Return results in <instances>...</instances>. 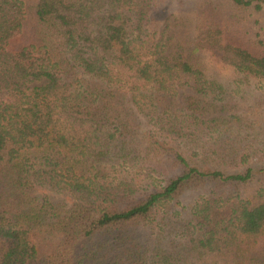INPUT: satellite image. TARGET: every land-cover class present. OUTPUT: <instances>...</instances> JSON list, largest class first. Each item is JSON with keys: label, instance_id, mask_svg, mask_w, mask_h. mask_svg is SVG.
Returning <instances> with one entry per match:
<instances>
[{"label": "trees", "instance_id": "16d2710c", "mask_svg": "<svg viewBox=\"0 0 264 264\" xmlns=\"http://www.w3.org/2000/svg\"><path fill=\"white\" fill-rule=\"evenodd\" d=\"M164 5L0 0V264H264V164L197 61L264 81V53Z\"/></svg>", "mask_w": 264, "mask_h": 264}, {"label": "rangeland", "instance_id": "374dc122", "mask_svg": "<svg viewBox=\"0 0 264 264\" xmlns=\"http://www.w3.org/2000/svg\"><path fill=\"white\" fill-rule=\"evenodd\" d=\"M169 8L193 18L188 23H180L176 30L181 35L197 34L202 23H214L223 32L226 41L239 43L253 53H264V13L240 10L229 5L224 0H159ZM211 2L212 7H210ZM197 61L206 74V79L222 85L225 92L214 100L218 109L206 119L216 118L220 114L240 116L243 124L235 132L237 145L251 144L256 156L252 163L264 164V81L249 78L244 79L232 67L224 65L210 50L202 48L197 55ZM191 82H181L177 87V101L183 105L187 95L198 96ZM224 108V109H223ZM227 136V133L225 132ZM231 138V137H230ZM208 141H213L208 137ZM260 185V183H258ZM256 186L250 187V192ZM245 191L246 194L249 193ZM55 202L69 203L63 197L52 191H44ZM191 194V193H190ZM189 194V196H191ZM256 254L264 257V236L256 244Z\"/></svg>", "mask_w": 264, "mask_h": 264}]
</instances>
